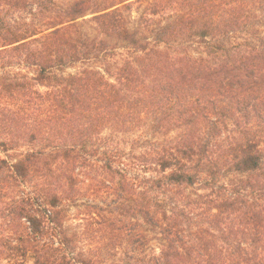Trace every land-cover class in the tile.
<instances>
[{
	"label": "trees",
	"instance_id": "1",
	"mask_svg": "<svg viewBox=\"0 0 264 264\" xmlns=\"http://www.w3.org/2000/svg\"><path fill=\"white\" fill-rule=\"evenodd\" d=\"M60 1L0 0V264H264V0Z\"/></svg>",
	"mask_w": 264,
	"mask_h": 264
},
{
	"label": "rangeland",
	"instance_id": "2",
	"mask_svg": "<svg viewBox=\"0 0 264 264\" xmlns=\"http://www.w3.org/2000/svg\"><path fill=\"white\" fill-rule=\"evenodd\" d=\"M72 0H62L60 2L67 3ZM138 9L135 7L133 8L132 12L128 13V15L131 17V20H135L138 17ZM91 15L86 16L85 18H90ZM81 20V19H80ZM82 21V20H81ZM87 31H91L92 28L90 27V24H87ZM76 69L72 68L69 71H75ZM111 198H109L110 200ZM4 201V200H3ZM3 202L0 200V208H3ZM88 209V208H87ZM87 209L84 205H76L72 206L69 210V216L66 222V226L69 230L70 234H74L75 238L77 239L76 245L83 250H86L88 254H91L92 249H94L98 244L97 236L95 235V232H91L90 230H87L85 228L86 220L85 217L87 216ZM1 215V212H0ZM1 223V220H0ZM98 235V234H97ZM153 244H155L154 241H152ZM122 258V254H119L115 256L116 261H120ZM31 260H27L25 264H31ZM2 264H18L15 261H8L4 260L2 261Z\"/></svg>",
	"mask_w": 264,
	"mask_h": 264
}]
</instances>
